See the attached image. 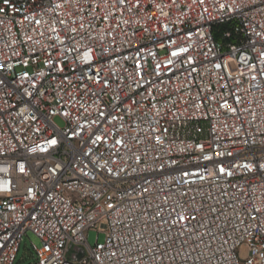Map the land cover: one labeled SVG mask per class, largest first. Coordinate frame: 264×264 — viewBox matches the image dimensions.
Instances as JSON below:
<instances>
[{
  "label": "built area",
  "instance_id": "built-area-1",
  "mask_svg": "<svg viewBox=\"0 0 264 264\" xmlns=\"http://www.w3.org/2000/svg\"><path fill=\"white\" fill-rule=\"evenodd\" d=\"M27 232L34 264H264V0H0V264Z\"/></svg>",
  "mask_w": 264,
  "mask_h": 264
},
{
  "label": "rangeland",
  "instance_id": "rangeland-1",
  "mask_svg": "<svg viewBox=\"0 0 264 264\" xmlns=\"http://www.w3.org/2000/svg\"><path fill=\"white\" fill-rule=\"evenodd\" d=\"M56 122L60 124V121L58 119ZM97 235L98 240L102 241L104 236L102 233L97 234L95 230L88 231L87 241L90 246L94 245ZM30 242H34L36 245H39V240L31 232H27L20 244L14 264H34V257L31 254ZM245 253L246 248L242 247L240 250V254L245 255Z\"/></svg>",
  "mask_w": 264,
  "mask_h": 264
},
{
  "label": "water",
  "instance_id": "water-1",
  "mask_svg": "<svg viewBox=\"0 0 264 264\" xmlns=\"http://www.w3.org/2000/svg\"><path fill=\"white\" fill-rule=\"evenodd\" d=\"M81 255V253L79 254V256Z\"/></svg>",
  "mask_w": 264,
  "mask_h": 264
}]
</instances>
